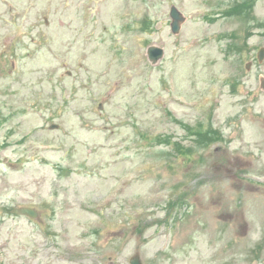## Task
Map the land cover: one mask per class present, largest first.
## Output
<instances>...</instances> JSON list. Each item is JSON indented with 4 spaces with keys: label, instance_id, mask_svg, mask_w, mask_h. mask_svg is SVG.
Masks as SVG:
<instances>
[{
    "label": "rangeland",
    "instance_id": "rangeland-1",
    "mask_svg": "<svg viewBox=\"0 0 264 264\" xmlns=\"http://www.w3.org/2000/svg\"><path fill=\"white\" fill-rule=\"evenodd\" d=\"M261 49L264 0H0V264H264Z\"/></svg>",
    "mask_w": 264,
    "mask_h": 264
},
{
    "label": "water",
    "instance_id": "water-1",
    "mask_svg": "<svg viewBox=\"0 0 264 264\" xmlns=\"http://www.w3.org/2000/svg\"><path fill=\"white\" fill-rule=\"evenodd\" d=\"M172 16L175 19V21L173 22L174 30L177 31L179 29V25L177 23V20L180 19V14L176 8L172 9ZM148 52H149V57L152 61H156L164 55V49L160 46H155V45L150 46L148 49ZM263 56H264V50H262V52L260 53V57H263ZM13 211L18 212V213L27 214V215H30L32 217H36L38 215V211L36 209L30 208V207H19V208L13 209ZM129 264H144L142 259H141V255L139 252L136 253L131 258Z\"/></svg>",
    "mask_w": 264,
    "mask_h": 264
},
{
    "label": "trees",
    "instance_id": "trees-1",
    "mask_svg": "<svg viewBox=\"0 0 264 264\" xmlns=\"http://www.w3.org/2000/svg\"><path fill=\"white\" fill-rule=\"evenodd\" d=\"M216 134H217V133H216ZM216 134H215V136H216ZM214 138H215V137H213L211 140H213ZM211 140H210V141H208V142H212Z\"/></svg>",
    "mask_w": 264,
    "mask_h": 264
}]
</instances>
